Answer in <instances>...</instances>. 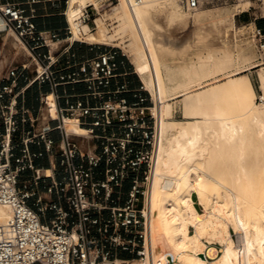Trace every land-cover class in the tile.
<instances>
[{"label":"built area","instance_id":"obj_1","mask_svg":"<svg viewBox=\"0 0 264 264\" xmlns=\"http://www.w3.org/2000/svg\"><path fill=\"white\" fill-rule=\"evenodd\" d=\"M61 1L0 0V206L10 211L0 222V264H148L157 105L139 74L138 86L130 87L118 72L112 47L76 59L72 46L82 40L68 21L38 27L39 5L56 8ZM178 2L193 12L209 0ZM92 15L84 6L75 21L89 24ZM6 31L35 68L5 60ZM251 34L264 51V28L255 24ZM34 85L36 107L26 101ZM67 121L81 131L67 130ZM45 156L48 166L36 163Z\"/></svg>","mask_w":264,"mask_h":264},{"label":"bare ground","instance_id":"obj_2","mask_svg":"<svg viewBox=\"0 0 264 264\" xmlns=\"http://www.w3.org/2000/svg\"><path fill=\"white\" fill-rule=\"evenodd\" d=\"M68 2V23L76 35L81 32L82 24L75 21L81 6L95 0ZM118 3L122 24L133 41L136 70L145 85L153 89L150 91L159 112L158 146L148 193L151 249L148 264H264V188L260 190L253 185L252 172L259 159L249 155L253 139L264 144V103L255 108L251 101L242 112L235 113L220 105L216 86L202 85L208 77L237 62L228 48H219L222 55L218 58L212 54L218 47H213L204 57L197 55V62L183 61L177 65L182 80L166 84L162 65L167 57L173 60L177 55L162 49L157 41L160 25L154 22L155 11H165L170 21L187 22L189 15L177 0H141L133 7L128 0ZM211 16L210 10H198L192 14V21L198 23ZM0 27H3L1 19ZM105 36L101 27L98 34H90L88 38L103 40ZM168 78L172 79L170 73ZM240 79L229 81L237 83ZM261 83L264 88V75ZM178 96H183L184 106L195 115L193 121L166 120L170 101ZM48 101L54 115L51 94ZM75 127L81 131L74 122L65 123L67 130L76 131ZM219 161L223 163L228 184L225 190L215 187L206 192L211 180L224 184L220 177L206 172ZM9 216L10 211L0 206V222ZM229 224L239 232L237 244L229 234ZM211 239L219 241L220 249L211 245Z\"/></svg>","mask_w":264,"mask_h":264},{"label":"rangeland","instance_id":"obj_3","mask_svg":"<svg viewBox=\"0 0 264 264\" xmlns=\"http://www.w3.org/2000/svg\"><path fill=\"white\" fill-rule=\"evenodd\" d=\"M68 1H61L60 5L56 7L58 11L64 10L66 13V15H57L59 17L57 21L67 23ZM118 2L119 0H95V3L88 2L81 6L82 8L89 5L93 15L92 21L89 24H82L81 32L74 34L76 39L82 40V42L75 43L92 45L99 51L104 47H112L110 49L124 57L125 63H128L132 73L136 75L135 72L138 73L136 70L137 58L133 50V41L122 24ZM198 10H210L213 12V16L194 23L192 14ZM184 11L189 15L187 22L180 20L170 21L165 11L158 9L155 11L154 22L157 26L158 24L160 25L156 35L157 41L162 44V49L164 47L170 54L177 55L173 60L167 57L162 65V78L165 83L172 85L182 80V74L177 65L183 63V61L191 62L192 60L197 62L199 59L197 55L200 56L202 54L201 56L204 57L207 55L206 51L208 53L212 52L211 48L213 47H218L212 52L214 58H218L222 55L219 48H228L236 56L237 62L224 71L208 77L202 85L205 87H209L210 84L211 86H216L220 105L235 113L242 112L245 105L251 101L254 103L255 108H259L264 103V88L261 83V78L264 75V51L253 40L251 30L255 24L258 25V23L264 21V0H209L208 3L193 12ZM100 26L105 32L106 39L90 40L88 38L89 35L98 34ZM199 32H201V35ZM2 36V41L6 42L4 46V58L6 61L29 62L30 69L35 68L31 57H29L22 45L17 42L11 31H6ZM198 36L201 37H199L200 40ZM169 73L172 76L171 80L168 78ZM237 77H241L237 83L229 81V78L235 79ZM147 88L151 91L153 90L148 86ZM153 97L156 102L154 94ZM28 99H33V92L26 95V101ZM170 103V109L165 114L167 121L181 122L195 119V115L190 113L184 106L183 96L172 99ZM75 130L77 131L78 129L75 127ZM252 143L254 145L252 147L253 152L251 151L249 154L250 158L253 156L259 159L256 164L253 161V164L256 165V169L252 172L253 185L262 190L264 188V144L257 138L253 139ZM214 165L216 166L214 169L206 172L215 177H220L224 184L211 180L206 192L215 187L225 190V184H228L223 163L219 161L215 162ZM228 230L231 238L237 244L239 232L235 230L232 224L228 225ZM189 231L193 233L192 226L189 227ZM202 239L207 242L205 237ZM211 242V245L220 249L219 241L211 239Z\"/></svg>","mask_w":264,"mask_h":264},{"label":"crops","instance_id":"obj_4","mask_svg":"<svg viewBox=\"0 0 264 264\" xmlns=\"http://www.w3.org/2000/svg\"><path fill=\"white\" fill-rule=\"evenodd\" d=\"M37 13H38V15L34 18V21L37 23V25L40 29L62 28L66 25V23H64L63 21H57L59 19V17H57V15H59V13H58V9H56L55 7H51L50 5H45V6L39 5ZM261 24H263V21H261ZM72 51L76 54L75 58L80 59L82 57L94 56L99 50H97L95 47H92L91 45H86V44H82V43H74L72 46ZM116 61L119 65L118 72L125 74L123 77H125L129 80L130 87L138 86L139 81L137 79V76L132 73L131 68L128 65V63L127 62L125 63L124 57L119 55V53H117V52H116ZM123 77L118 76V77L114 78L113 83H112V87H115L116 83L120 79H122ZM75 87H76V90H78L79 92H83L85 89L82 84H77ZM39 89L40 88L37 85L28 89L27 95L30 92H33V97L35 96L34 99L31 100L30 104H28L29 106H32V107L37 106V101L35 98L38 95ZM41 89L46 90L47 86L44 85L43 87H41ZM124 95L128 99L132 98L130 93H124ZM32 148L35 149L37 147L32 146ZM36 163L46 167L49 165V159H48V157L45 156L42 159H37ZM46 173H47V171H46Z\"/></svg>","mask_w":264,"mask_h":264},{"label":"trees","instance_id":"obj_5","mask_svg":"<svg viewBox=\"0 0 264 264\" xmlns=\"http://www.w3.org/2000/svg\"><path fill=\"white\" fill-rule=\"evenodd\" d=\"M258 26H260V27H262V28H264V21H263V24H261V23H258ZM35 86V85H34ZM33 86V87H34ZM35 97V96H34ZM34 97H33V99H34ZM30 102H31V100L30 99H28L27 100V104H30Z\"/></svg>","mask_w":264,"mask_h":264}]
</instances>
